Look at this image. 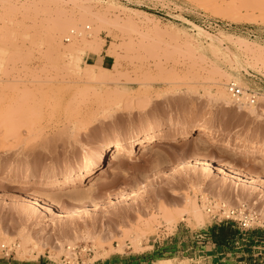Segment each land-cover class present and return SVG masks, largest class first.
I'll return each instance as SVG.
<instances>
[{
    "label": "rangeland",
    "instance_id": "1",
    "mask_svg": "<svg viewBox=\"0 0 264 264\" xmlns=\"http://www.w3.org/2000/svg\"><path fill=\"white\" fill-rule=\"evenodd\" d=\"M231 81L258 93L256 112L227 95ZM221 88L229 102L216 99ZM193 124L215 138L140 144L96 182L40 189L137 132ZM236 135L264 141V0H0V259L264 264V230L217 215L226 204L264 218V149L248 160L246 148L219 147ZM32 180L36 188L23 187ZM34 190L56 210L35 205ZM188 200L202 208L200 222Z\"/></svg>",
    "mask_w": 264,
    "mask_h": 264
},
{
    "label": "bare ground",
    "instance_id": "2",
    "mask_svg": "<svg viewBox=\"0 0 264 264\" xmlns=\"http://www.w3.org/2000/svg\"><path fill=\"white\" fill-rule=\"evenodd\" d=\"M68 29L71 31H74V30L70 29V27H66L63 31L66 33L69 31ZM53 48H55L57 51H61L62 49L64 50V52L70 51V47L63 46L62 44L58 43L57 41L53 42ZM74 51H75V53L73 55ZM74 51L72 52L71 58L73 61L77 62L79 60V57H80V55H78L80 52V49L79 48L74 49ZM97 72L95 70H93L92 68H90V69L88 68V70L86 71V74L89 76V78H91L92 80L93 79L95 80L96 78L98 79L101 76L100 71H99V75L97 74V76H96ZM103 72L104 73L102 75L105 76L106 72L104 70H103ZM216 73H218V72H216ZM219 74H220V72L218 73V75ZM218 79L220 80V77ZM214 82H216V80ZM225 92L226 91L222 88L220 90H218V92L216 94V97H217L216 99H223V101H228L229 99H228V97H226L227 92L226 93ZM215 93H216V91H215ZM118 94L119 95L121 94L119 96V97H121V101L123 99H125V96H128V94L126 95V93L122 92V90L119 91ZM227 95H229V94L227 93ZM250 107H251V105H249V107L247 109H249ZM256 107L255 108L251 107L250 111L252 113L254 111L256 112V110H255V109H257ZM194 135H196V137H199V138H204V137L215 138V130L211 126L193 124V125L186 126L185 128H182L180 130L171 129V130H167V131L165 130L164 131L162 129H159V131L155 132V133L154 132L150 133V131L137 132V133L131 135L126 142L118 145L117 147H115L113 149H110V150L105 149V148L101 149V151L97 153L96 159L92 163H90L81 172L74 173L72 171H69V172H65L63 174L51 177L49 184H47L45 186L44 185L40 186V189H42L44 191H53V192H56V194H65L72 185H79L81 183L86 182L87 180H95V182L98 181L100 179V176H98V175H100V173L102 172L104 165H106L107 163L109 164V166L114 165L119 160L124 159L126 156H128L132 152L136 151V149L138 148V146L140 144L143 145L144 151H151L163 143L170 142V141H173L176 139H188ZM242 144H246L248 146H244ZM219 147L224 148L226 150L234 151L235 153H239L244 148H246L248 153H249V154H247V157H248L247 159L250 160L251 158L254 157V154L258 153L259 149H262V150L264 149V141H257V140L251 139V138H247L246 136L236 135L235 144H232L230 142H219ZM263 158H264V155H263ZM196 161L199 165L203 166L206 169H208L209 166H211V162L206 160V159H200L199 158ZM101 162H102V166L100 165ZM192 163L195 164L194 162L189 161L188 165H191ZM219 165L222 167V170L225 171L227 173V175H229L230 177L244 178L243 176H245L244 174L240 173L239 171L234 170L233 169L234 167L231 166L230 164L226 163V162L221 161V162H219ZM184 166H182V165L178 166V167L176 166L175 168L181 169V167H184ZM246 180L252 184H256V181H257V179L255 180V177H251V176L246 178ZM95 182L91 183V185H90L91 192L98 189L97 184ZM35 183H37V181L32 180L29 184H26V186L23 185V187H25L26 189H28L30 187L36 188ZM31 196H32L31 200H33L36 203L35 205H40L47 212L54 210V206L52 205L53 203L43 199L42 195L39 191H37V190L31 191ZM188 202L190 203V205H189L190 208L189 207H188L189 209L187 208L189 210V212L187 211L188 214L192 213L191 215L193 216V218L199 222L201 220H203L204 219V213L202 211V208L196 203V201L188 200ZM97 204H94V205L92 204L91 206H88L87 208H91V209L96 208L97 209L99 207ZM187 212L185 211V213H187ZM173 214L174 213L172 212V215ZM169 215H170V213H169ZM172 215L169 217L170 221L174 219V217H172ZM1 237L2 236L0 235V238ZM24 241L26 243V240H24ZM1 245H2V243H1ZM24 248H25V246H24ZM181 263H183V262H181ZM184 264H187V263L185 262ZM194 264H201V261L198 260Z\"/></svg>",
    "mask_w": 264,
    "mask_h": 264
},
{
    "label": "built area",
    "instance_id": "3",
    "mask_svg": "<svg viewBox=\"0 0 264 264\" xmlns=\"http://www.w3.org/2000/svg\"><path fill=\"white\" fill-rule=\"evenodd\" d=\"M74 34L75 30L71 31L70 36L66 37V41H69L70 37ZM227 92L237 105H252L257 103L258 93L243 88L235 81L227 84ZM217 215L221 218V222H234L239 228H259L264 230V218H261L256 212L249 210L245 206L227 207L224 204L219 208Z\"/></svg>",
    "mask_w": 264,
    "mask_h": 264
},
{
    "label": "crops",
    "instance_id": "4",
    "mask_svg": "<svg viewBox=\"0 0 264 264\" xmlns=\"http://www.w3.org/2000/svg\"><path fill=\"white\" fill-rule=\"evenodd\" d=\"M225 228H227V227H223L221 229V231L223 232V235L221 237L224 239V241H226L227 238L229 237V236H226V234H224ZM225 233H227V232H225ZM0 264H58V263H54L50 260L44 259L43 257H39L37 259H33L32 261H24V262L15 261L14 258L13 259L1 258ZM96 264H106V263L104 261H102V262H100V263L98 262Z\"/></svg>",
    "mask_w": 264,
    "mask_h": 264
}]
</instances>
